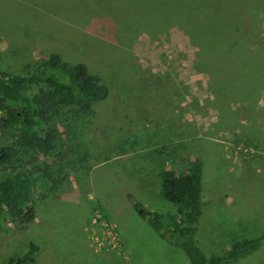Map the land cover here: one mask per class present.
<instances>
[{"label":"rangeland","instance_id":"1","mask_svg":"<svg viewBox=\"0 0 264 264\" xmlns=\"http://www.w3.org/2000/svg\"><path fill=\"white\" fill-rule=\"evenodd\" d=\"M137 6L132 0H0L2 71L28 74L57 53L70 65L84 64L108 89L104 101L59 110L49 156L21 155L46 161L52 182L36 194L35 219L25 230L0 224V264L30 244L37 247L33 264H132L122 244L131 247V239L143 242L142 264H189L131 206L176 213L160 195L158 151L181 161L176 172L191 158L202 163L196 239L206 256L224 252L237 219L248 225L253 214L251 237L264 230V16L244 15L210 31L204 19ZM237 33L245 48L219 43ZM14 135L0 126V145H11ZM225 196L234 203L224 205ZM77 219L96 254L65 240ZM103 221L114 226L118 249L108 244ZM55 225L61 229L50 228ZM50 239L59 243L54 252ZM262 253L247 263L264 264Z\"/></svg>","mask_w":264,"mask_h":264},{"label":"trees","instance_id":"2","mask_svg":"<svg viewBox=\"0 0 264 264\" xmlns=\"http://www.w3.org/2000/svg\"><path fill=\"white\" fill-rule=\"evenodd\" d=\"M132 1L138 3L137 7L160 14L177 12L191 22L204 19L210 31L218 29L216 24L236 25V19H245L244 15L258 19L264 16L262 0ZM232 37L221 38L219 43L231 40L232 46L245 48L244 40L238 39L239 33ZM107 96L108 89L97 75L90 73L84 64H68L57 53L50 54L28 74L14 75L0 69V126L15 133L11 145H0V224L9 222L16 230H25L35 219L36 194L50 189L52 175L48 163L36 156L27 161L21 155L49 156L54 150L59 110L89 107ZM159 178L160 195L175 205L176 213L149 212L133 201L131 206L141 210V218L166 243L180 249L189 264H239L262 252L264 233L234 242L221 255L206 256L201 250L196 239L203 209L199 158H191L182 171L163 170ZM36 251L37 247L30 244L22 256L5 264H33Z\"/></svg>","mask_w":264,"mask_h":264},{"label":"crops","instance_id":"3","mask_svg":"<svg viewBox=\"0 0 264 264\" xmlns=\"http://www.w3.org/2000/svg\"><path fill=\"white\" fill-rule=\"evenodd\" d=\"M182 79H179V82L181 81ZM264 87H262L263 89ZM186 112V111H185ZM184 115H186L184 113ZM184 122H186L184 120ZM237 127L232 126V128L234 127V131H238V125H236ZM245 126V125H244ZM240 129V128H239ZM237 137V139L235 140V138ZM234 139V142L236 143L237 141H240V137L238 135H235V137L233 138ZM233 141V140H232ZM181 146V145H180ZM226 146V145H225ZM141 152V151H140ZM141 154V153H140ZM156 162L158 163V165L160 166V170L157 171L158 173V176H159V173L163 170H174L176 171V169L174 167H182L181 166V161H178L177 159L174 160L173 156H172V153L169 151V152H156ZM178 157L182 158L183 154L182 153H178L177 154ZM90 172V171H89ZM246 172V171H244ZM160 179V178H159ZM88 195H90L88 193ZM91 199V197H90ZM232 203H234V199L233 198H229L228 196H225V204L224 205H231ZM129 206V205H128ZM246 208V207H245ZM234 210H230V212H233ZM248 209H246L245 212H247ZM239 213V211H238ZM232 215V214H231ZM233 216H237V215H233ZM251 217V221L250 223L251 224H248V225H245L244 223H241L239 219H237V225H239V227L237 228V232L234 231V228H232L230 231V235H228L229 237V242L226 243V246L223 247L224 251L227 250L234 242H237V241H240V240H243V239H251V238H254V237H251V235H254L253 234V229H254V220H253V214L250 216ZM78 218V217H77ZM238 218V217H237ZM261 219V217H259L257 219V222ZM226 221V220H225ZM219 222H224L223 221H219ZM83 221L80 220V219H77L75 222H71L70 225L72 227H74V230H70L69 231V234H70V239H65V240H69L71 241L73 244H77V245H80L81 246V249H85V250H90L93 254H96L94 253L91 248H90V245H91V241L88 240L87 236L85 235L84 231H83ZM220 226V228L224 229L223 226H221L220 224H218ZM218 226V228H219ZM231 227V225H230ZM257 227H258V224H257ZM45 228V227H44ZM50 228H53L55 230L57 229H61V228H58V226H53V227H50ZM69 228V227H68ZM264 229V227H263ZM236 233H234V232ZM64 234H66V232L62 231ZM223 232V230H222ZM264 233V230H258L257 228V231H256V234L257 236L256 237H259L260 235H262ZM216 236L218 235V237H220V234L221 232L218 230L217 232H215ZM255 234V235H256ZM139 239H135V240H132L131 239V247H129L127 245V241H123L122 240V244H123V248H124V252H127L128 254L131 255V258H132V264H142V259L144 257V251H143V242L139 243L138 242ZM50 242L51 244L53 245L52 248H50L51 252H54L55 250H57V244L58 243V240L57 239H50ZM199 242V245H201L200 241ZM153 243H155V240H153ZM220 245V246H219ZM218 247L220 248L219 252H221V245L222 244H219ZM156 246V245H155ZM49 248L46 247L45 250H48ZM96 252V251H95ZM262 262L264 263V250L262 251ZM222 254V253H221ZM220 254V255H221ZM101 256H98L99 260L101 261L102 259L100 258ZM35 259V258H34ZM98 260V259H96ZM253 260V259H252ZM255 260V259H254ZM249 262V261H248ZM257 263V262H256ZM88 264V263H86ZM94 264H96V262H94ZM98 264V263H97ZM239 264H249L247 263V261H244V262H241ZM252 264H255L254 261H252Z\"/></svg>","mask_w":264,"mask_h":264},{"label":"built area","instance_id":"4","mask_svg":"<svg viewBox=\"0 0 264 264\" xmlns=\"http://www.w3.org/2000/svg\"><path fill=\"white\" fill-rule=\"evenodd\" d=\"M102 227L105 230L106 236H107V240H108V244L115 249H118L120 247L119 244V238L116 235L114 226L110 225L109 223H106L103 221V223L101 224Z\"/></svg>","mask_w":264,"mask_h":264},{"label":"water","instance_id":"5","mask_svg":"<svg viewBox=\"0 0 264 264\" xmlns=\"http://www.w3.org/2000/svg\"><path fill=\"white\" fill-rule=\"evenodd\" d=\"M140 213H141V211H140Z\"/></svg>","mask_w":264,"mask_h":264}]
</instances>
